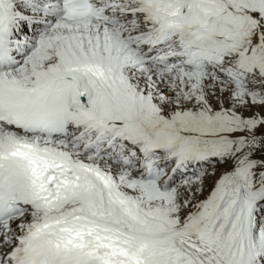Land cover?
I'll use <instances>...</instances> for the list:
<instances>
[{"label":"snow or ice","instance_id":"6c2138e0","mask_svg":"<svg viewBox=\"0 0 264 264\" xmlns=\"http://www.w3.org/2000/svg\"><path fill=\"white\" fill-rule=\"evenodd\" d=\"M0 264H264V0H0Z\"/></svg>","mask_w":264,"mask_h":264}]
</instances>
